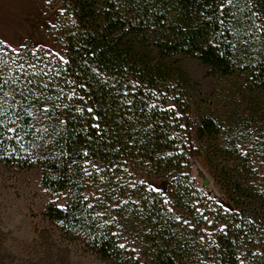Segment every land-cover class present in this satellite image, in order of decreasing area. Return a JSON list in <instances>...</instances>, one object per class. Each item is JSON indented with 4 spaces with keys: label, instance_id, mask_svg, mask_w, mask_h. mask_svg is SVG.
I'll return each instance as SVG.
<instances>
[{
    "label": "trees",
    "instance_id": "obj_1",
    "mask_svg": "<svg viewBox=\"0 0 264 264\" xmlns=\"http://www.w3.org/2000/svg\"><path fill=\"white\" fill-rule=\"evenodd\" d=\"M55 2L64 58L0 41V164L39 170L44 220L106 264H264V0ZM187 62L230 83L193 151L230 209L191 175Z\"/></svg>",
    "mask_w": 264,
    "mask_h": 264
},
{
    "label": "rangeland",
    "instance_id": "obj_2",
    "mask_svg": "<svg viewBox=\"0 0 264 264\" xmlns=\"http://www.w3.org/2000/svg\"><path fill=\"white\" fill-rule=\"evenodd\" d=\"M60 12L55 0H0V41L12 49L29 47L64 58L63 47L55 35ZM185 68L194 79L196 97L187 128L192 151L191 175L199 190L224 209H230L231 203L206 159L193 153L200 145L196 132L200 119L228 117L230 106L224 97H228L230 83L208 76L207 69L198 63L187 62ZM145 183L163 196L179 225L192 227L168 196L165 180L149 178ZM56 201L42 187L39 170H19L0 164V264H106L80 245L68 244L44 220L43 212Z\"/></svg>",
    "mask_w": 264,
    "mask_h": 264
},
{
    "label": "snow or ice",
    "instance_id": "obj_3",
    "mask_svg": "<svg viewBox=\"0 0 264 264\" xmlns=\"http://www.w3.org/2000/svg\"><path fill=\"white\" fill-rule=\"evenodd\" d=\"M121 247H123V245H121Z\"/></svg>",
    "mask_w": 264,
    "mask_h": 264
}]
</instances>
